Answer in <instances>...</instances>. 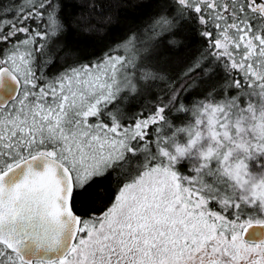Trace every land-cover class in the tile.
I'll return each mask as SVG.
<instances>
[{"label":"snow or ice","instance_id":"obj_1","mask_svg":"<svg viewBox=\"0 0 264 264\" xmlns=\"http://www.w3.org/2000/svg\"><path fill=\"white\" fill-rule=\"evenodd\" d=\"M0 264H264V0H0Z\"/></svg>","mask_w":264,"mask_h":264},{"label":"trees","instance_id":"obj_2","mask_svg":"<svg viewBox=\"0 0 264 264\" xmlns=\"http://www.w3.org/2000/svg\"><path fill=\"white\" fill-rule=\"evenodd\" d=\"M148 11H150V7L149 8L142 9L140 11H134V10L130 9L129 10L128 19L131 20L132 17H133V15H140L141 12L147 13Z\"/></svg>","mask_w":264,"mask_h":264}]
</instances>
